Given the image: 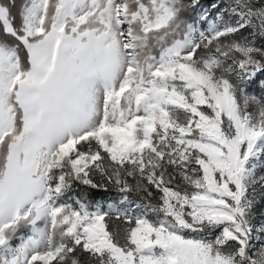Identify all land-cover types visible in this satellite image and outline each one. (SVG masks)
I'll list each match as a JSON object with an SVG mask.
<instances>
[{
	"label": "snow or ice",
	"instance_id": "6c2138e0",
	"mask_svg": "<svg viewBox=\"0 0 264 264\" xmlns=\"http://www.w3.org/2000/svg\"><path fill=\"white\" fill-rule=\"evenodd\" d=\"M0 264H264V0H0Z\"/></svg>",
	"mask_w": 264,
	"mask_h": 264
},
{
	"label": "trees",
	"instance_id": "16d2710c",
	"mask_svg": "<svg viewBox=\"0 0 264 264\" xmlns=\"http://www.w3.org/2000/svg\"><path fill=\"white\" fill-rule=\"evenodd\" d=\"M204 2H205V3H208V2H209V0H204Z\"/></svg>",
	"mask_w": 264,
	"mask_h": 264
}]
</instances>
